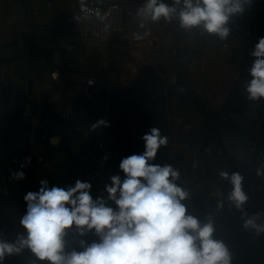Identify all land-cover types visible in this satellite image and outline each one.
Here are the masks:
<instances>
[{
	"label": "crops",
	"instance_id": "0c3cea01",
	"mask_svg": "<svg viewBox=\"0 0 264 264\" xmlns=\"http://www.w3.org/2000/svg\"><path fill=\"white\" fill-rule=\"evenodd\" d=\"M145 2H132L134 14L125 22L124 32L103 48L108 65L104 80L86 89L87 79L99 77L103 56L79 31L81 15L90 6L82 2L83 9L74 10L65 0H0V159L32 156L36 163L25 179L9 176L6 187L0 184V240L15 242L18 234L26 236L20 220L26 214L23 197L28 191H38L41 180H47L49 187H61L50 168L71 158L95 157L103 139L111 136L106 127L91 126L116 116L113 82L123 85L118 96L128 98L147 71L152 81L160 79L166 96L170 128L166 164L179 171L176 183L189 193L182 202L188 212L202 224L210 218L214 232L229 210H234V218L249 206L264 213V158L248 147L252 138L264 134V100H249L245 91L255 59L250 53L258 39L221 40L202 27L184 29L178 19L164 31L163 17L148 20L141 28L136 13ZM145 32L150 39H135L136 33ZM152 46L155 50L149 55ZM166 46L171 47V59L161 52L155 57ZM162 62H170L165 71L157 67ZM155 121L150 118L149 126ZM142 137L134 131L121 141L118 135L112 138L119 142L124 158L143 153ZM159 160L157 153L152 163ZM221 172L243 177L248 199L242 209L228 199L232 184L221 178ZM99 239L94 230L80 236L73 226L65 236V252L83 251L80 240L90 245ZM0 264L49 262L39 261L25 248L6 255Z\"/></svg>",
	"mask_w": 264,
	"mask_h": 264
},
{
	"label": "clouds",
	"instance_id": "9594fccd",
	"mask_svg": "<svg viewBox=\"0 0 264 264\" xmlns=\"http://www.w3.org/2000/svg\"><path fill=\"white\" fill-rule=\"evenodd\" d=\"M250 4L251 0H173L169 6L164 0H146L136 15L141 18V28L148 20L178 19L184 29L202 27L224 40L230 34L232 18L242 15ZM146 35L136 33L135 39ZM250 55L255 59L248 69L251 79L245 91L248 99L255 101L264 98V37L259 38ZM100 126L110 125L100 119L91 127L95 130ZM142 139L143 153L124 157L119 163L124 178L112 175L111 184L105 185L107 199L99 196L94 200L91 183L80 179L68 187H49L47 180H41L38 191H28L23 197L26 214L20 220L27 234H18L15 242L0 240V262L6 255L27 248L39 261L49 264H230L225 244L213 239L211 219L202 224L182 203L189 193L176 183L179 171L168 164L152 163L166 145V138L153 127ZM30 162L26 157L21 168ZM220 176L230 179L228 199L242 209L248 199L242 189L243 177L239 173L229 177L227 172ZM25 178L23 171L11 173V179ZM108 201H113L116 208ZM260 215L264 213L245 220L244 227L264 233V225L256 224ZM73 226L80 236L94 230L99 242L88 245L80 240L83 251L66 253L65 236Z\"/></svg>",
	"mask_w": 264,
	"mask_h": 264
},
{
	"label": "built area",
	"instance_id": "2783aa9c",
	"mask_svg": "<svg viewBox=\"0 0 264 264\" xmlns=\"http://www.w3.org/2000/svg\"><path fill=\"white\" fill-rule=\"evenodd\" d=\"M134 0H109L105 6L90 7L83 11L79 31L84 40L91 43L100 55H103V48L110 43L111 39L124 32V24L127 19L132 18L133 11L130 6ZM229 27L231 28L228 37L232 39L249 40L264 37V0H251V4L246 6L242 15L232 18ZM91 48V47H90ZM108 65L106 57L103 55L99 62V77L87 79L86 89L100 85L107 73ZM53 79H57V74H52ZM237 81L238 78H235ZM92 81L90 84L89 82ZM259 100H264L260 98ZM106 127L107 130L111 129ZM249 151L264 158V134L255 136L249 142ZM30 157L31 162L25 167L21 165L25 158ZM23 160L0 159V184L4 187L8 184L11 173L23 171L25 174L36 165L32 156H26ZM107 157V159H105ZM121 154L119 146L111 136H106L100 146V150L95 157L90 159L71 158L67 159L59 167H52L50 171L58 175L61 180V187L74 186L77 179L89 182L92 185L90 194L95 200L99 196L107 199L105 185H110L112 175L124 174L119 169ZM109 206L116 208L113 201H108Z\"/></svg>",
	"mask_w": 264,
	"mask_h": 264
},
{
	"label": "rangeland",
	"instance_id": "374dc122",
	"mask_svg": "<svg viewBox=\"0 0 264 264\" xmlns=\"http://www.w3.org/2000/svg\"><path fill=\"white\" fill-rule=\"evenodd\" d=\"M65 1L67 2L69 1V3L73 6L74 10H82L83 7L85 6L84 4H86V6L89 5L90 7H101L104 6V4L108 3V0H65ZM82 2L84 4H81ZM170 25L171 22L167 21V25H163L164 26L163 30L167 31ZM145 37L147 40L150 39L148 35ZM115 39L116 38H114L113 40ZM158 40H159V45H161V43L163 44L164 40L162 42L161 41L162 39H160V37L157 38V41ZM152 48H153V52L149 53V55L154 53L155 50L154 46H152ZM159 52H161V54L165 58H168V60H170L172 57L171 47L169 46H166L165 49H162V47H160L157 50V52H155V57L156 55L160 54ZM155 57H151V58H155ZM169 66H170V62H162V64H160V66L157 67L160 71H165ZM150 78H151L150 73L148 71L145 72L144 75H142L141 81L139 83V87L135 89L136 93L130 95L128 98H123V97L120 98L118 96L119 92L117 91V89L119 87H122L123 85L119 80H115L116 82H113L112 94L113 96L116 95L115 100H117L116 102H118L116 116L111 121H108V124H111L112 126L109 132L111 133V136L113 138H116V136L118 135L119 137L118 139H120L121 141L123 138L127 137L129 134H132L134 131H137L139 135H144L145 132L142 130L143 128H147V130L150 132V129L155 127L158 128L161 133V128L158 125L149 126L150 118L161 120V115H160L161 107L155 106V101L162 99L161 93L160 95L158 94L156 95V89L160 85V79L152 81V79ZM106 94H108L107 91Z\"/></svg>",
	"mask_w": 264,
	"mask_h": 264
},
{
	"label": "water",
	"instance_id": "95a60500",
	"mask_svg": "<svg viewBox=\"0 0 264 264\" xmlns=\"http://www.w3.org/2000/svg\"><path fill=\"white\" fill-rule=\"evenodd\" d=\"M173 2V0H164ZM162 94V99L155 101V106H160L161 120H157L153 125L161 128V135L166 138L167 143L159 149V165L167 163L169 155V134L168 113L166 110V96L164 94L162 83L156 89V95ZM117 142V141H116ZM118 144V142H117ZM120 147V145L118 144ZM246 213V215H244ZM260 210L256 206H249L248 210L241 211V215L236 218L234 210L226 212L224 221L217 226L213 233V239L222 241L230 254V264H264V233L257 234L255 228L244 227L245 220L254 218ZM256 224L264 225V218L260 215L256 219Z\"/></svg>",
	"mask_w": 264,
	"mask_h": 264
},
{
	"label": "flooded vegetation",
	"instance_id": "af4514ba",
	"mask_svg": "<svg viewBox=\"0 0 264 264\" xmlns=\"http://www.w3.org/2000/svg\"><path fill=\"white\" fill-rule=\"evenodd\" d=\"M119 150H120V147H119ZM120 154H121V159H122V153H121V151H120Z\"/></svg>",
	"mask_w": 264,
	"mask_h": 264
},
{
	"label": "trees",
	"instance_id": "16d2710c",
	"mask_svg": "<svg viewBox=\"0 0 264 264\" xmlns=\"http://www.w3.org/2000/svg\"><path fill=\"white\" fill-rule=\"evenodd\" d=\"M186 65V64H185Z\"/></svg>",
	"mask_w": 264,
	"mask_h": 264
}]
</instances>
